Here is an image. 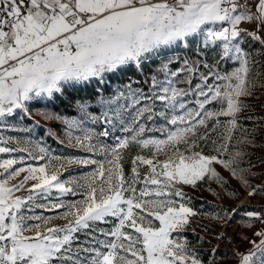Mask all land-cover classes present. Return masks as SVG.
Here are the masks:
<instances>
[{"label":"snow or ice","instance_id":"snow-or-ice-1","mask_svg":"<svg viewBox=\"0 0 264 264\" xmlns=\"http://www.w3.org/2000/svg\"><path fill=\"white\" fill-rule=\"evenodd\" d=\"M257 90L264 0H0V264H218L185 235L195 218L251 230L264 208L196 209L185 188L226 189L219 166L264 195L241 167ZM81 91L74 115L55 110ZM37 104L77 154L34 138ZM242 242L231 259L264 264V227Z\"/></svg>","mask_w":264,"mask_h":264},{"label":"trees","instance_id":"trees-1","mask_svg":"<svg viewBox=\"0 0 264 264\" xmlns=\"http://www.w3.org/2000/svg\"><path fill=\"white\" fill-rule=\"evenodd\" d=\"M253 47L254 48L258 47V45H254ZM221 68L222 69L227 68L228 70H231L232 65L230 63L223 64L221 65ZM87 95H90V92L81 91L77 93H69L64 103H60L59 101L57 102V104L54 106L55 110L58 112H63L69 116L74 115L75 114L74 105H75L76 99L78 97L87 96ZM246 103L255 105L256 107L254 108V111L257 114H264V107H259L260 105H264V90H257L255 95L252 98L246 100ZM52 107L53 106H50L49 110H51ZM37 110L44 111L45 109L42 104H37L33 108V116L31 118L30 126H34V125L39 126L35 138L44 140L50 147H53V148H59L63 146L64 144H66L67 143L66 140L63 144H61L57 140H54L51 137H48L47 135H45V130L51 128L54 131H56L61 136V138H63L64 129H63V126H61L58 122L45 121L39 115H36L35 113ZM246 123L251 124V122H246ZM262 134H264V129L257 130L256 132V135L258 137L257 144L259 146H256V147L245 146V145L240 146L245 151L250 153V158H246L242 162L241 167L247 170L246 179L254 187L264 179V163L260 162L261 160H264V139H259V137ZM249 164H253L255 165V167L248 169L247 166ZM216 167H217V170L221 173V175L224 176V178L229 181L227 188L226 189L222 188L211 180H208L206 183L201 182L197 189H191L188 187L185 191L187 192L189 196L192 197L194 207L196 209L210 211L212 207L234 208L232 203L238 201L244 193H247L250 190V189H246L245 187H243L239 180L230 178V174L227 171L220 168L219 166H216ZM259 188H264V184L262 187H259ZM233 192L237 194L238 198H235L232 196ZM262 198L264 202V195ZM233 223H238L240 225L241 230L247 229L242 226L243 218L239 216L234 217ZM197 225H200V226H197ZM256 225H257V221L255 222V226ZM202 227H207L210 231L204 232L202 230ZM193 228L195 229V235L204 236L206 241H210V244L206 243L203 246H197L199 247L201 253H205L209 251L210 248L214 246L215 244L216 238L214 234L219 233L220 227H218L216 222L214 221L196 217L195 223H193L189 231L185 233V235L189 239H194L193 233L191 231V229ZM253 229L251 230L247 229V237H250L249 233ZM232 252L233 250L229 248H226V249L218 248L219 254H225L223 258L218 257V264H236V262L231 259Z\"/></svg>","mask_w":264,"mask_h":264},{"label":"rangeland","instance_id":"rangeland-1","mask_svg":"<svg viewBox=\"0 0 264 264\" xmlns=\"http://www.w3.org/2000/svg\"><path fill=\"white\" fill-rule=\"evenodd\" d=\"M9 134H11L13 136L17 135L15 133H7V132L5 133V135H9ZM20 135H23V134H20ZM51 148L54 150L55 153L60 154V155H73V154H77V149L70 147L68 145V143L64 144L63 146H61L59 148H53V147H51ZM3 158H10V157H7L5 155H0V159H3ZM41 163H43V162H41ZM71 170L72 169H70V171ZM263 184H264V179L261 182H259V184H257L255 187H257V188L262 187ZM187 188L188 187H186L185 190ZM247 193H244L238 201L232 203V205H233L234 208H239V207L264 208V202L262 200L263 199L262 198L263 195H259L258 194V195H254V196L249 197L247 195ZM21 194H23V193H21ZM240 203L242 205L241 206H238ZM261 227H264V225H261L259 223V221H257V225L249 233L250 234V237H252V233L254 231H258ZM219 233L226 235L228 237V239L225 240L224 242H221V243L219 241H217V239H216L214 246H217L218 245V248H222V249L229 248V249H232L233 251H235V248L233 247V245H238L240 251H244L247 247H249V245H247L246 243H243L242 242L243 241V238L244 237H247V229L241 230L240 229V225L238 223H233L231 225V227H228L227 228L226 231H225L224 228L220 227Z\"/></svg>","mask_w":264,"mask_h":264},{"label":"water","instance_id":"water-1","mask_svg":"<svg viewBox=\"0 0 264 264\" xmlns=\"http://www.w3.org/2000/svg\"><path fill=\"white\" fill-rule=\"evenodd\" d=\"M242 204L240 203L238 206H241Z\"/></svg>","mask_w":264,"mask_h":264}]
</instances>
